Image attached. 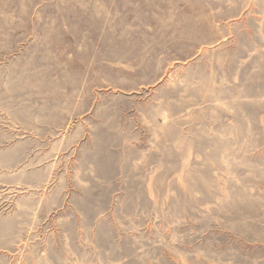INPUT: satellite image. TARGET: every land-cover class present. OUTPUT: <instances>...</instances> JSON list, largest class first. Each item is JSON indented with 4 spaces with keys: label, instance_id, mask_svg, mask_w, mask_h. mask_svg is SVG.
<instances>
[{
    "label": "rangeland",
    "instance_id": "rangeland-1",
    "mask_svg": "<svg viewBox=\"0 0 264 264\" xmlns=\"http://www.w3.org/2000/svg\"><path fill=\"white\" fill-rule=\"evenodd\" d=\"M0 264H264V0H0Z\"/></svg>",
    "mask_w": 264,
    "mask_h": 264
},
{
    "label": "bare ground",
    "instance_id": "bare-ground-1",
    "mask_svg": "<svg viewBox=\"0 0 264 264\" xmlns=\"http://www.w3.org/2000/svg\"><path fill=\"white\" fill-rule=\"evenodd\" d=\"M200 20H201V19H200ZM205 20H206V21H205ZM205 20H204L203 22H206V23H207V20H208V19H205ZM190 22H191V21H190ZM192 23H193V22H191V24H192ZM204 24H205V23H204ZM204 24H203V25H204ZM201 25H202V24H201ZM192 26H194V25L192 24ZM206 26H208V25H206ZM190 30H191V29H190ZM194 32H195V31H194ZM184 33H185V32H184ZM184 33H183V34H184ZM195 33H196V32H195ZM195 33H194V34H195ZM179 34H180V33H179ZM197 34H198V33H197ZM187 35H188V34H187ZM190 35H191V34H190ZM180 36H181V34H180ZM188 36H189V35H188ZM197 36H198V35H197ZM105 37H106V36H105ZM185 37H187V36H185ZM189 37H190V36H189ZM193 38H194V37H193ZM195 38H196V36H195ZM93 54H94V53H93ZM91 55H92V54H91ZM92 60H93V58H92ZM95 70H96V69H95ZM113 72H114V71H113ZM115 73H116V72H115ZM94 77H95V76H94ZM89 80H90V79H89ZM80 85H81V84H80ZM90 85H91V84H90Z\"/></svg>",
    "mask_w": 264,
    "mask_h": 264
}]
</instances>
